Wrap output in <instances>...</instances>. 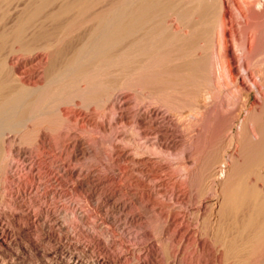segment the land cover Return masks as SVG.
Returning <instances> with one entry per match:
<instances>
[{
  "label": "bare ground",
  "instance_id": "1",
  "mask_svg": "<svg viewBox=\"0 0 264 264\" xmlns=\"http://www.w3.org/2000/svg\"><path fill=\"white\" fill-rule=\"evenodd\" d=\"M238 2L0 0V209L4 206L10 210L11 221L21 234L26 233L29 240L30 234L40 235L38 243L45 245L66 240L67 247L80 249L81 253H69L67 264H130L131 259L136 260L142 248L124 242L116 231L96 223L99 219L93 222V229L84 228L91 216L79 212L76 202L83 200L84 206H92L96 211L107 207L109 198L102 199L94 191L78 193L72 168L61 158L64 147L61 146L58 152L57 135L67 137L75 132L79 136L77 141H83L98 155L106 154L109 160L110 153H139L143 143L150 140V135L145 132L148 129L145 122L152 124L164 119L163 114L160 116L163 106L167 114L176 116L178 127L188 116L205 109L196 121H191L201 129L204 126L203 132L196 128L199 135L202 137L205 131L217 132L224 124V135L230 141L235 135L233 126L236 122L229 123L230 118L222 116L214 103L213 92L217 84L210 76L214 61L211 64L206 52L212 41L209 36L200 38L199 35H206L207 31L196 27L204 26V12L213 6L216 7L212 17L217 34L215 43L217 54L221 53L215 57L222 55L225 60L219 57L220 70L227 67L232 76L241 73L240 83L247 91H255L256 99L247 102L246 115L237 127L234 152L224 157L228 145L226 139L227 144L224 143L218 156H213L212 162L208 161L200 171L198 195L203 197L211 192L216 197L214 202L207 204V216L200 219V226L205 228L202 226L199 230L207 229V232L199 231L201 234L197 236L192 233L195 231L191 232L193 228L187 230L188 219V222L183 220L180 229L175 231L168 223H158L154 233L159 261L161 264H264V46L259 47L257 68L250 69L247 61L245 65V55H240L238 59H242L237 64V55L226 40L228 32L231 33L234 9L245 19L246 23L242 19L245 27H248L247 22L253 21L256 27L262 19L255 13L253 0ZM241 3L247 14L243 13ZM261 6L264 9V0ZM171 17L190 29L182 32L173 27L175 23L170 27L167 22ZM246 38L237 44L242 45L250 60L258 49ZM18 55L24 59L42 56L43 63L26 67L32 62L30 59L25 65L21 63L26 68L18 71L9 63L10 56ZM217 74L215 72V76ZM127 94H134L137 101L121 109L131 102L126 99ZM186 129L178 128L182 132ZM125 137L128 141H124ZM14 145H25L29 150L24 155H15ZM176 145L172 143L171 146ZM186 148L189 149L187 145ZM55 197H70L72 209H69L75 225L64 223L56 215V202H52ZM75 198L78 199L76 202ZM197 216L196 213L195 218ZM92 217V220L96 219L95 214ZM7 228L0 218V241L8 238ZM96 231L103 236L106 247L114 249L112 253L95 240ZM82 235L86 239H82ZM202 236H207L208 241H203ZM0 246V258H8L5 264H18L19 253L4 249V244L0 243ZM216 248L221 249V259L215 254ZM55 253L56 250L49 246L44 248L43 256L57 260L60 257ZM86 254L93 259L86 260Z\"/></svg>",
  "mask_w": 264,
  "mask_h": 264
},
{
  "label": "rangeland",
  "instance_id": "2",
  "mask_svg": "<svg viewBox=\"0 0 264 264\" xmlns=\"http://www.w3.org/2000/svg\"><path fill=\"white\" fill-rule=\"evenodd\" d=\"M253 1H254L253 6H255L254 9L256 8L255 13L259 14L260 19H262L260 21L261 23L259 22L255 27L254 21L250 20V22L253 21V23L251 22V24H249V22H247L248 25L246 24V26L248 27H245V24H244L245 19H243L237 14L238 12L236 9H234V6H233V9L234 11H236L235 13L238 16H236L235 13L233 12V15H234L233 22L229 29L231 33L228 32V35L226 36L227 37L226 40H228L229 48L231 46L230 49L232 50L235 56L237 55L236 56L237 64H238V61L242 59V58L238 59L239 57H241L242 55L246 56V54L243 52L244 50H242L243 48L242 45L241 47H239L240 45H238L237 43L241 44V41H243V39L245 40L246 37H248L246 38V40L248 39L247 42L253 41L252 44L255 46V49L256 50L258 49V50L254 51L255 53H253L250 56V60H248L249 59L248 56H246L248 58L244 56V60L247 59L245 60V65L249 63L248 67H251L250 69L257 68L256 62H257V59L259 58V55H258L260 54L259 50H261V48L259 47L264 46V13H263L264 9H262L263 6H261L263 0H260L261 1L260 4L257 3V1L259 0H256V1L253 0ZM239 2H241V0H239ZM239 5L242 6L244 4L241 3ZM243 7L245 6H242V9ZM211 8H212V11H211ZM215 9L216 7L211 6L208 10H206L207 13L204 12L205 16L208 18L207 19L205 17V20H204L206 21L205 24L207 26H205L204 24V26L202 27L201 26H196V27L198 29L204 28L207 31L208 35L207 34L203 36L199 35L200 38H203L204 36L205 37L209 36L212 41V42L210 41L211 42L210 44H212L211 47H208V49H206V52L211 59L214 58V60H211L209 58L211 61V64H213L212 62L214 61V66L213 65L211 66L212 69L210 70V76H211L212 81L215 80L216 82L215 81L214 82L217 84V86H219L217 89V86L214 84L215 85V89L213 92V96H215L214 103L216 104V109L218 111L219 110L222 111V112L219 111L222 114V116L224 117L226 116V118L229 117L230 119L233 120L232 121L228 118L229 119L228 121L226 119L229 123L230 121L234 123L236 122L233 126L235 135L230 139V141H228V139L226 138L227 135H224L225 131L223 130L226 128V127L223 128L225 126L223 124L224 122L222 123L223 126L219 128L220 129L219 131L218 130H216L217 132H212V130L207 131V132L205 131V133L202 134L203 135L202 137L201 135H199L198 129H201L200 128L201 126H198L197 124H194V123L191 124V121H196L200 117V114L205 111V109H202L201 113L199 114L193 113L192 116H188L186 120H183V123L179 127L183 129L188 128V130L186 129L185 132H182L178 130L179 127H178V120L176 116H174L173 114H167L168 112L164 110L163 106L160 107V109H162L160 116L163 114L162 116H164V119L162 117L159 122H156V123L152 122V124L151 122L150 123L145 122L146 125L144 124L146 128L148 127V129H146L145 132H146V135L148 134L150 135V136L148 135L150 140L149 141L147 140L143 143V149H141L143 152L139 151V153H133V154H131V152L130 153L129 152L110 153V160H109L106 154L99 153L98 155V153L94 149L92 148L90 149L86 146V144L82 143L83 141H77L79 136L75 132H72L70 135H66L67 137L65 136L61 137L60 135L56 134L58 137H60V138L57 137V139L60 141L59 142L60 146L58 145V148H60L61 146H62L61 148L64 147L63 152L61 153V156H62L61 158L64 161L66 160L65 163L69 164V165L67 164L69 168H72L71 170H72L73 179H74L73 183L77 187L78 193L84 192V194H86L90 192L92 193L95 192L94 194L102 199H104L105 197L109 198L108 204L106 205L107 207L104 206L105 210H104V207L101 208L100 210L98 208V210L96 209L97 212L95 211V209L93 210L92 206H89V207H87V205L84 206V204H86L85 201L83 200L80 201V199L78 200L75 198L74 200L75 202L76 200L80 202V203L76 202L75 206L77 207V210L78 211L80 210L79 212L81 211L85 212L86 215L90 213L89 215L91 216L90 220L89 219L86 220L85 223L87 225H85L86 227L84 228L89 229V230L93 229L94 227L93 222L99 219L100 221L98 220L96 221V223H98L101 226L104 225L103 226L104 228L108 227V229H112L116 231L121 236V239L124 242H127L129 245H136L138 247L140 246L139 248H142L140 249L142 252L140 251V253L137 255L136 260L131 259L130 264H161V261H159L161 260L159 258L160 257L159 249H158V246L156 245L157 235H155L154 233V231H156L155 228L158 229L157 227L158 223H162V222L168 223L170 225L171 230L175 231L176 229L177 230L180 229V224L183 222V220L188 222L186 220L188 219L189 222L188 223L185 222V223L187 225H189L190 223L191 226L190 225L187 226L186 229L191 230V228H193L191 232L195 231L192 233H195L197 236H199L202 233V231L207 230V229L202 230L205 227L203 225L200 226V224H202L200 219H203V217L207 216L206 212L209 213V210H208L209 207L207 204H209L212 201L214 202L216 200V197L214 195H211L212 194L211 192L210 193L207 192L208 194H205V196L203 197L202 196L200 197V195H198L199 194L198 184L200 183V181H198L199 180L198 178H200V173H201L200 171L203 169V167L208 161L212 162V160L216 156H218L219 152L222 151L220 149L222 148V146L227 144L226 143L227 141H228V145H226L227 148L225 147L226 151H224L225 152L224 157L226 156L227 158L228 155H231L234 152L237 146V137H238L236 135L237 127L240 124L241 120L246 115V110L248 108L247 102L248 101L253 102L256 99L255 91L253 90L247 91L244 84L240 83V80L243 78L241 73L237 72L239 75L236 73V75L234 74V76H232L231 74H229L227 67L225 68L222 67L221 68L222 72H220L221 71L220 66L218 65L220 63L219 57L222 59V61L225 62V60L223 59L222 55L219 57H215L216 55L218 56L219 54H221V53L217 54L218 47H217V43H215L217 39V37L215 36L216 29L213 28V25H212V20H213L212 17L214 16L213 12H216ZM259 10H262V11H259ZM209 11H211V13ZM208 13L209 15H207ZM243 13H246L245 8L243 9ZM195 17L198 19L197 16H194L193 18L195 19ZM171 18H169V21L167 20L168 21L167 24H169L170 27L175 23L176 25H174L173 27H175V29H180L182 32L184 30H185L184 32H186V29L188 30L190 29L186 27L187 25H182V23L177 21L176 18L174 19L175 21H173L174 17H171ZM194 21L192 22L194 23ZM192 22L190 24H192ZM177 24H180V25H177ZM231 28H233L234 31ZM172 29L174 30V28ZM199 36H195V37H199ZM254 37L255 39H253ZM204 39H200V40L204 41ZM237 46L239 48H237ZM198 51L201 53V50H198ZM215 58H218V59L215 60ZM30 59H32V62H30L29 64H26V62ZM40 59L42 60V56H40L39 58H36L35 56L33 58H27V59H24L23 56L21 55L10 56L9 63L17 67L18 71H22L23 69H25L26 67H29L30 65H37V64L43 63ZM21 63L23 65L26 64V67L23 66ZM19 64H21V66H18ZM215 65H218V66H215ZM213 69L214 70L218 69V71L220 70L219 72L215 70V72L218 73L216 75L217 78H219L223 73V75L218 79V82H217V78H215L216 76H215V72ZM223 69L226 70L228 74L225 71H223ZM219 74L221 75L219 76ZM237 75L239 76V78ZM229 77L230 78L232 77V78L229 80ZM233 78H235L234 81H232ZM241 85H243V87ZM236 86H238L240 90ZM217 96H218V99H217ZM126 99H131L130 100L131 102L129 104H126V106H122L121 109H123L124 107H127L128 105L132 106L133 103L137 101V98L135 97L134 94H131V95L127 94ZM224 101L225 102L227 101L226 103L227 106L224 105L225 104ZM219 106L221 108H218ZM225 106L228 107L227 108L228 110L226 109ZM109 107H111V105H109ZM223 108H225L227 112ZM229 108H231V110H229ZM78 118L79 117L77 116V119ZM128 120L129 119H125L124 121H128ZM149 124H151L150 127H149ZM158 124H161V125H158ZM206 125H209V124L207 123ZM156 126L158 127L156 128ZM160 127H163V128H160ZM202 127L204 128V126ZM28 128L31 129L32 126ZM154 128L157 130H155ZM196 128L198 129L196 130ZM204 129L202 130V132L204 131ZM124 141H128V138L125 137ZM162 143H165L166 145L162 146ZM172 143L177 144L176 145L177 148L176 146L172 147L171 146ZM183 145L185 148L187 145L189 149L187 148L185 149L184 147H182ZM18 146L19 145L13 146V152L15 155L16 154L24 155L25 151L29 150L25 145H21L19 147ZM61 148L58 149V152L61 150ZM56 163L58 165V161ZM69 199L70 197H55V199L52 200V202L53 201L54 203L56 202L55 207H56V212H58V214L56 213V215L64 223L66 224L72 223L73 225H75L76 224L74 223L75 218L73 217V214L71 213L72 208L69 205ZM54 203H52V205ZM82 205H83V208H82ZM79 206L82 210L79 208ZM196 213L198 214L197 216L198 218H195ZM0 214H1L0 218H1V221L4 227L6 228L9 227L7 228L9 230L8 238L6 239V241H0V243L4 244L3 246L4 249L7 248V250H13L14 252L16 251L17 253H19L20 258L18 259V264H22V263L23 264H67L70 252L73 251L76 253H81L80 249L69 248V246L67 247L68 242H66V240H63L65 242L62 241L61 243H53L50 245H47V244L45 245L44 243H41V242L38 243L37 239L40 237V235H36V234H30L29 236L30 240H29L28 237L26 236L27 235L26 233L21 234L18 231L17 227L13 225L11 218H10V210L7 207L3 206L0 209ZM94 214H95L94 218L96 219L92 220L93 218L92 215ZM98 214L100 218L98 217ZM193 214H194V219H192ZM101 216H102V220H101ZM199 227L202 229L199 230L200 229ZM198 232L199 234H197ZM98 234H99L98 231L94 233L95 240L97 241L99 240L100 246L109 250V253H112L114 249L113 248L108 249V247H106V245L103 243V236L98 235ZM81 237L82 239L85 238L84 235H82ZM163 237L164 239L166 238L165 236ZM205 237L207 236H202V240L206 239L205 241H208V238H205ZM143 241L144 242L146 241V242L144 243ZM142 242L144 244H142ZM46 246L48 247L50 246V249L56 250L57 253H55V255L60 258L56 260L55 258L50 259L49 257L43 256L44 248L45 249L48 248ZM146 249H148V251H146ZM218 250H217V253L215 254L218 257V259H221L222 252H220L221 249H218ZM86 255H87V257L85 258L86 260L93 259V257L90 254H86ZM219 255L221 258H219ZM140 257H142L141 260H139ZM7 260H8L7 257L0 258V264L7 263L6 262Z\"/></svg>",
  "mask_w": 264,
  "mask_h": 264
}]
</instances>
